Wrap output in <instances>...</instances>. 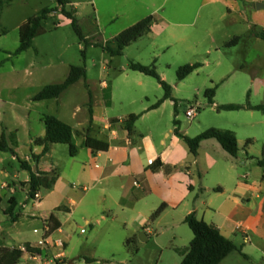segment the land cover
Returning a JSON list of instances; mask_svg holds the SVG:
<instances>
[{
    "label": "crops",
    "instance_id": "0c3cea01",
    "mask_svg": "<svg viewBox=\"0 0 264 264\" xmlns=\"http://www.w3.org/2000/svg\"><path fill=\"white\" fill-rule=\"evenodd\" d=\"M245 1L247 4L242 6L237 0H205L210 9L205 13L207 32L201 39L210 40L211 45L206 49V53H216L215 65L218 70L207 74V80L204 82H192L191 88L193 92L200 94L219 84L209 109L212 113L217 111L218 116L205 114L199 122L201 131L190 135L177 116L175 120L179 122L178 127L174 124L171 126V122L175 121L174 112H167V105L178 108L176 100L180 85H184L194 76H199L204 66L183 81L169 82L162 74V79L172 85V99L166 100L154 110L150 108L164 95L155 97L152 101L145 89L150 82L141 78L138 86L142 90L138 95L147 105L137 114L140 118L132 135L124 128L123 122L130 115L136 114L130 113L125 119L110 116L106 101H103L102 107L94 96L92 115L90 110L84 113L83 109L78 108L71 118L75 123H67L73 129V142L75 139L79 141L75 143L77 153L71 158L72 161H78L77 159L82 157L78 161L80 165L73 162L70 166L71 171L76 173L79 186H73L71 189L56 182L51 190L53 209L41 210L44 203L41 201L39 205L33 204L34 209L25 212V216L34 222H41L43 226L51 216L56 217L61 227L52 232V237L65 240L61 237L65 232L59 214L66 213L71 217L81 202L88 201L103 210L124 214L128 220L125 226H137L133 228V233H143L147 240V235L151 234L150 227L140 226L150 220L152 214L164 205L165 209L159 219L169 217L170 228L176 232L180 230L188 242L192 241L193 234L190 236L183 226L187 225L185 219L192 213L216 226L223 236L234 242L237 250L220 264H264V167L258 164V158H261L264 151V114L258 111H238L225 112L230 114L221 116L222 112L218 111L221 105L242 103L247 97L253 105L264 103V39L258 37V34L264 33V0ZM154 17V25L163 22L162 18ZM218 36L222 37V41ZM210 66L211 63L206 62L205 67ZM158 85L162 89L161 85ZM101 86L104 90L110 89L106 82H102ZM197 103L203 107L202 100ZM57 114V118L61 120V113L58 111ZM85 114H88L87 118ZM45 115L42 114L39 119L44 132L36 136L30 135L31 154L26 155L23 160L19 159L18 155L14 156L41 173L58 178L62 176L55 154L58 144H51L49 152L37 164L32 158L43 150L42 147L34 145V142L45 136L46 130L42 122ZM199 116L198 111L195 119ZM141 120L145 126L139 130L137 125ZM177 128L180 133L190 135L191 138L211 128L232 131L238 139L239 154L236 157L231 156L218 141L209 139L201 143L198 156L193 157L176 135ZM3 134L5 132L1 133ZM10 134L12 144L19 149L16 144L17 132L10 131ZM88 135L107 141L109 149L93 152L85 146ZM248 140L253 141L252 145H246ZM257 145L260 148H256ZM156 161L175 169L171 174H166L163 170L154 171L151 166ZM21 170L18 189L26 191L27 200H30L26 185L30 180V173L22 167ZM15 192L11 184L0 181V208L5 204L6 210L13 198L18 206ZM22 207L25 211L26 204ZM19 215L21 217V214ZM20 217L17 221H12L11 217L10 220L17 224ZM85 222L87 225L91 224L90 219ZM35 229L38 228H34L33 233ZM37 236V240L28 239L23 242L36 243L40 238V235ZM178 237L179 235L174 233L170 243L174 245ZM66 258L71 264H75L69 259L67 251ZM26 264L33 263L28 260Z\"/></svg>",
    "mask_w": 264,
    "mask_h": 264
},
{
    "label": "rangeland",
    "instance_id": "374dc122",
    "mask_svg": "<svg viewBox=\"0 0 264 264\" xmlns=\"http://www.w3.org/2000/svg\"><path fill=\"white\" fill-rule=\"evenodd\" d=\"M68 2V10L77 12L78 28L84 39L79 36L71 21L61 14L57 0H11L9 4L0 6V139L1 133L5 132L6 143L11 148L9 151L0 150V181L11 184L16 190L18 206L15 213L21 214L20 221L14 224L5 212V204H2L0 247L15 246L28 239L37 240L38 236L33 233V229L43 230L44 227L41 222H34L25 216V212L34 209V203L27 200L26 191L18 189V176L22 172L19 159L23 160L26 155L31 154L30 135L36 136L44 132L39 121L42 114L56 116L59 111L61 120L72 125L75 123L71 120L73 112L78 108L83 109L84 113L88 112L94 96L102 107L103 101H106L110 116L125 119L130 113L140 114L147 105L138 95L142 90L138 86L141 78L150 82L145 89L152 101L155 97L164 95V91L160 89L156 79L130 69V64L136 62L145 66L154 64L161 77L162 74L165 75L169 82L178 80L179 67L202 64L204 68L200 70L199 76L180 85L176 100L178 108L167 105V112H174L173 120L177 116L190 135L201 131L199 122L205 114L218 116L217 111H209L211 104L205 98V92L197 94L191 88L192 82H204L207 74L218 70L215 65L216 53H206L211 45L210 40L201 39L207 32L205 13L210 9L205 0ZM239 3L242 6L247 4L245 0H239ZM45 8L55 10L45 21V32L34 39L33 47L29 50L14 55L20 45V26ZM151 15L157 19L162 18L163 22L155 24L148 35L127 47L122 55L115 56L106 49L116 48L115 39L121 32ZM178 23L180 25H175ZM218 38L222 41V37ZM208 61L211 66L207 68L205 64ZM72 67H84L86 78L71 86L58 99L33 101V97L44 87L64 82ZM102 82H106L110 89L104 90ZM201 100L203 107L197 103ZM247 100L251 102L247 97L242 103ZM195 106L199 109L200 116L190 122L186 118V112ZM219 112H222L221 116L230 114L225 113L226 111ZM87 117L88 114H85V118ZM144 126L145 123L141 120L137 128L140 130ZM10 131L17 132L16 144L19 149L12 144ZM76 142H79L78 139L74 140ZM256 148H260L259 145ZM55 154L62 175L57 178L58 184L71 189L73 186L78 187L76 173L71 171L70 166L73 162L80 165L78 161L82 157L78 161H72L69 146L62 144L56 146ZM40 193L44 202L41 210H52L54 201L51 190ZM24 204L25 211L22 207ZM59 217L64 224L65 234L61 237L67 242V255L75 264H180L183 260L180 250L191 243L180 230L176 232L170 228L171 220L166 216L147 220L140 226L150 227L151 234L147 235V240L141 238L140 233H133V228L137 226H125L128 220L124 214L103 210L88 201L81 202L71 217L66 213L59 214ZM86 219H90V225L86 224ZM183 228L190 236L193 234L188 225ZM174 233L179 237L172 245L170 239ZM130 240L134 241L128 244ZM27 262L26 256L21 259V264Z\"/></svg>",
    "mask_w": 264,
    "mask_h": 264
},
{
    "label": "trees",
    "instance_id": "16d2710c",
    "mask_svg": "<svg viewBox=\"0 0 264 264\" xmlns=\"http://www.w3.org/2000/svg\"><path fill=\"white\" fill-rule=\"evenodd\" d=\"M10 2L11 0H0V6L3 7ZM57 3L58 9H60L61 14L71 21V24L73 25L79 36L84 39L78 28V20L76 15L77 12L75 10H68V0H57ZM54 11V9L45 8L37 16L29 19L27 22L23 23L20 26V45L15 51L14 55H20L33 47L34 39L45 32V21ZM154 23L155 17L153 15L144 18L132 27L121 32L116 37V48L113 49L107 47L106 49L115 56L122 55L127 47L137 42L143 36L148 35L152 31ZM258 37L264 39V33L258 34ZM201 67L202 64L200 63L186 64L179 67L177 70L178 81L185 80ZM130 69L134 72H139L156 79L164 91L163 98L155 103L150 108V110L157 109L166 100L172 99L171 85H169L162 79L154 64L145 66L140 63L132 62L130 64ZM86 75L87 72L84 67H72L67 79L64 82L44 87L33 97V101L41 102L58 99L71 86L85 79ZM218 87L219 85H216L214 87L208 88L205 91V98L208 100L209 104H213V99L217 93ZM218 111H258L264 114V103L253 105L249 100H247L242 104L232 103L221 105L219 106ZM90 112L92 115V109H90ZM139 118V115H130L127 119L124 120L123 125L124 128L128 131L129 135H132L134 133L135 124L139 120ZM42 122L44 123L46 130L45 136L43 138L36 139L34 145L42 147L43 150L41 154L33 155L32 158L34 163L37 164L38 161L49 152L51 144L68 145L70 148V155L74 157L77 153V147L73 142L72 127L53 115L43 116ZM173 124L174 126L178 127L179 122L175 120ZM175 132L176 135H178L179 138L184 142L189 150V153L193 157L198 156L201 143L209 139H215L216 141H218L223 149H225L231 156L236 157L240 151L236 134L229 130L211 128L194 138L180 133L178 128ZM252 143V140H248L246 145L250 146L252 145ZM85 146L91 149L93 152H104L109 149L110 145L107 141L100 140L88 135L85 141ZM0 150H11L9 145L6 143L5 134H3L0 139ZM258 164L259 166L264 167V151L261 158H258ZM21 167L24 170L29 171L30 173V180L26 184L29 189L30 199L34 198L37 192L52 190L57 182L56 176H50L49 174L41 173L38 169L34 171L33 166L25 161H21ZM151 169H153L154 171L163 170L166 174H171L175 168L170 165H165L160 161H156L151 166ZM1 203L2 197L0 196V205ZM16 207L17 202L13 198L9 201V205L5 211L6 214L11 217L12 221H17V219L20 217L19 214L15 213ZM164 209L165 206H161L156 212L152 214L151 220L158 218L164 211ZM48 223L51 226L52 232L59 230L61 227L60 222L54 216L50 217ZM185 224H187L193 232V239L188 247L180 250V253L183 256V260L180 264H220L230 254L237 250V247L232 240L223 236L216 226L211 225L202 219H199L196 214L192 213L188 215L185 219ZM130 243L131 241H128V244ZM22 258L23 254L21 252H11L9 248H0V264H19Z\"/></svg>",
    "mask_w": 264,
    "mask_h": 264
},
{
    "label": "built area",
    "instance_id": "2783aa9c",
    "mask_svg": "<svg viewBox=\"0 0 264 264\" xmlns=\"http://www.w3.org/2000/svg\"><path fill=\"white\" fill-rule=\"evenodd\" d=\"M198 111L197 106L190 107L186 112L187 119L193 121L197 117ZM30 200L39 205L42 201L41 193L37 192ZM81 232L84 233V230ZM34 234L40 235L36 243L19 242L9 248L10 251L21 252L33 264H71L66 258L67 242L62 238L52 237L51 226L48 222L44 224L43 230L35 229Z\"/></svg>",
    "mask_w": 264,
    "mask_h": 264
},
{
    "label": "water",
    "instance_id": "95a60500",
    "mask_svg": "<svg viewBox=\"0 0 264 264\" xmlns=\"http://www.w3.org/2000/svg\"><path fill=\"white\" fill-rule=\"evenodd\" d=\"M258 7H259V5H258ZM34 170H36V168H34ZM143 236H144V234L142 233V234H141V238H143Z\"/></svg>",
    "mask_w": 264,
    "mask_h": 264
}]
</instances>
